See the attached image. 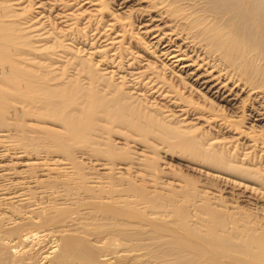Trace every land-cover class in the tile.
<instances>
[{
    "label": "bare ground",
    "instance_id": "6f19581e",
    "mask_svg": "<svg viewBox=\"0 0 264 264\" xmlns=\"http://www.w3.org/2000/svg\"><path fill=\"white\" fill-rule=\"evenodd\" d=\"M0 264H264V0H0Z\"/></svg>",
    "mask_w": 264,
    "mask_h": 264
}]
</instances>
